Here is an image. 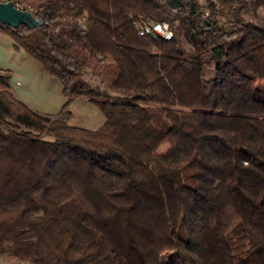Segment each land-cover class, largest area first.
<instances>
[{"label": "trees", "instance_id": "1", "mask_svg": "<svg viewBox=\"0 0 264 264\" xmlns=\"http://www.w3.org/2000/svg\"><path fill=\"white\" fill-rule=\"evenodd\" d=\"M10 1L42 25L0 30L67 99L34 111L0 71V258L264 264V0ZM143 18L171 39L137 34ZM74 97L100 127L67 122Z\"/></svg>", "mask_w": 264, "mask_h": 264}, {"label": "crops", "instance_id": "2", "mask_svg": "<svg viewBox=\"0 0 264 264\" xmlns=\"http://www.w3.org/2000/svg\"><path fill=\"white\" fill-rule=\"evenodd\" d=\"M15 45L12 36L0 30V71L9 72L11 92L34 111L58 114L67 99L62 93L60 81L48 73L38 60ZM67 108L70 111L67 122L71 125L94 130L104 122L103 114L84 97L72 98Z\"/></svg>", "mask_w": 264, "mask_h": 264}, {"label": "water", "instance_id": "3", "mask_svg": "<svg viewBox=\"0 0 264 264\" xmlns=\"http://www.w3.org/2000/svg\"><path fill=\"white\" fill-rule=\"evenodd\" d=\"M0 25L16 28L25 25L34 28L42 25V21L28 9L17 8L10 0L0 1Z\"/></svg>", "mask_w": 264, "mask_h": 264}, {"label": "rangeland", "instance_id": "4", "mask_svg": "<svg viewBox=\"0 0 264 264\" xmlns=\"http://www.w3.org/2000/svg\"><path fill=\"white\" fill-rule=\"evenodd\" d=\"M197 1L200 4H204V0H197ZM97 69H100V67H97ZM83 77L84 79L89 81L92 85L99 86L102 89H107V84L109 80L103 74H96L92 69H86ZM147 108L151 112L153 121L158 128L168 127L169 123L165 119H163V116L158 112V110L155 107L151 105H147ZM77 111L80 112V110H77ZM77 111L75 112L78 113ZM0 264H29V263L26 261H18L16 259L0 258Z\"/></svg>", "mask_w": 264, "mask_h": 264}, {"label": "built area", "instance_id": "5", "mask_svg": "<svg viewBox=\"0 0 264 264\" xmlns=\"http://www.w3.org/2000/svg\"><path fill=\"white\" fill-rule=\"evenodd\" d=\"M17 8L22 9L21 6ZM133 28L139 35H149L153 38H158L162 40H169L172 37V31L170 29L169 23L165 21H154L149 18H143L133 21Z\"/></svg>", "mask_w": 264, "mask_h": 264}]
</instances>
